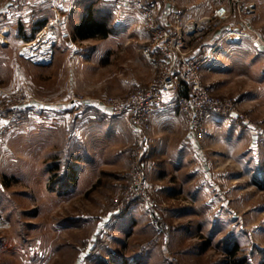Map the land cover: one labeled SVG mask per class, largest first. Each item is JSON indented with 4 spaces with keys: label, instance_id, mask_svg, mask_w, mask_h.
<instances>
[{
    "label": "rangeland",
    "instance_id": "374dc122",
    "mask_svg": "<svg viewBox=\"0 0 264 264\" xmlns=\"http://www.w3.org/2000/svg\"><path fill=\"white\" fill-rule=\"evenodd\" d=\"M57 1L39 39L0 47V264H264V0H149L199 15L181 17L201 25L182 53L227 112L193 131L188 84L165 92L193 140V185L192 172L159 179L146 160L153 115L139 128L113 116L160 75L140 32L76 40Z\"/></svg>",
    "mask_w": 264,
    "mask_h": 264
},
{
    "label": "crops",
    "instance_id": "0c3cea01",
    "mask_svg": "<svg viewBox=\"0 0 264 264\" xmlns=\"http://www.w3.org/2000/svg\"><path fill=\"white\" fill-rule=\"evenodd\" d=\"M55 1L56 0H16L13 2L12 0H0V47H6L9 40L20 43L33 40L42 30L40 27L44 24V19L48 18L46 15L51 17L54 16L52 9L54 8ZM58 3H61V9L69 12V16H73L75 23L73 27L76 29V34L77 28L88 19L107 25V23H104L108 16L107 14L113 15L114 12H116V17H118L116 19H118L119 22H115L116 25L114 26L112 25L113 28L108 37L113 34L123 36L124 33H130L135 29V31L138 30L140 32V38H142V40L146 39L143 20L135 11L126 8L116 10L111 3L106 0H58L57 5H60ZM153 6L157 10L159 21L166 26H172L176 16H185L186 18L199 16L186 9L183 10V13H177L174 9L168 7L161 10L158 5L153 4ZM92 8L96 9L97 12L92 14ZM136 24L137 26H135ZM134 26L138 28L136 29ZM3 31H10V33L3 34ZM4 37H7L6 40ZM2 39H4L5 44H2ZM92 39L106 40L107 38ZM76 40L81 39L76 35ZM178 96L177 93L174 94L173 92L165 94V101L153 114L151 123L148 127L151 147L150 151L146 154V160H148L152 168H154L156 176H158L159 179L167 178L170 174L172 175V173L177 176L182 169H185L187 173L192 172L193 174H191L189 178H193L192 180L195 181L190 184L193 185L196 183V180L200 179L203 175L201 172H199V174L195 171L193 172V166L198 168V161L195 160L197 158L194 159L192 137L190 136L189 138L184 136L183 129L185 120L180 110L174 106V101L177 100ZM218 119L219 117L211 113L207 114V122L208 125L211 126V129H213L214 126L215 130L217 129L218 123H221ZM212 135H214V133H212ZM160 187L161 186L158 187L159 192L169 196L174 194L172 193L174 188ZM188 187L189 186L184 187L183 191L188 192L190 189ZM197 192L198 191L195 190L193 193Z\"/></svg>",
    "mask_w": 264,
    "mask_h": 264
},
{
    "label": "built area",
    "instance_id": "2783aa9c",
    "mask_svg": "<svg viewBox=\"0 0 264 264\" xmlns=\"http://www.w3.org/2000/svg\"><path fill=\"white\" fill-rule=\"evenodd\" d=\"M12 1L15 2L16 0ZM106 1L110 2L116 10L126 8L141 16L146 34L142 54L160 71L158 79L149 89L134 93L120 108H115L120 110H115L113 116H129L133 126L139 128L154 114L156 106L164 99L165 92L175 88L178 78L183 79L192 90V105L185 108L184 112L190 124L193 125V131L201 130L199 122L203 121L205 113L210 112L218 116H227L225 107L209 96L201 85L200 71L202 64L200 61L188 59L182 53V50L188 47L194 35L201 30V25L186 22L181 18L182 16H176L173 25L166 26L159 21L156 8L149 0ZM53 7L54 15L58 17L59 9L55 5ZM6 33V31H3V34ZM43 33L44 31L41 30L37 34V39ZM180 105H184V102H180ZM135 178L133 188L129 193H135L137 198H140L144 195L145 190V175L142 167L137 169ZM130 199L126 198V205L131 202ZM145 202H148V200Z\"/></svg>",
    "mask_w": 264,
    "mask_h": 264
},
{
    "label": "trees",
    "instance_id": "16d2710c",
    "mask_svg": "<svg viewBox=\"0 0 264 264\" xmlns=\"http://www.w3.org/2000/svg\"><path fill=\"white\" fill-rule=\"evenodd\" d=\"M45 24V23H44ZM44 24L40 27H44ZM111 34V29L104 24H100L92 19H88L77 28V37L81 40L92 38L106 39ZM35 37V36H33Z\"/></svg>",
    "mask_w": 264,
    "mask_h": 264
},
{
    "label": "bare ground",
    "instance_id": "6f19581e",
    "mask_svg": "<svg viewBox=\"0 0 264 264\" xmlns=\"http://www.w3.org/2000/svg\"><path fill=\"white\" fill-rule=\"evenodd\" d=\"M48 28H49V27H48ZM48 30H49V29H48ZM42 35H43V34H42ZM42 35H41V36H42ZM36 43H37V42H36ZM33 44H34V43H33ZM33 44H32V45H33ZM51 52H52V51H51Z\"/></svg>",
    "mask_w": 264,
    "mask_h": 264
},
{
    "label": "snow or ice",
    "instance_id": "6c2138e0",
    "mask_svg": "<svg viewBox=\"0 0 264 264\" xmlns=\"http://www.w3.org/2000/svg\"><path fill=\"white\" fill-rule=\"evenodd\" d=\"M6 123V122H5Z\"/></svg>",
    "mask_w": 264,
    "mask_h": 264
}]
</instances>
